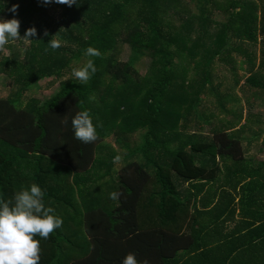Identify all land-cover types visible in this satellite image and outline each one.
Returning <instances> with one entry per match:
<instances>
[{"label":"trees","instance_id":"trees-1","mask_svg":"<svg viewBox=\"0 0 264 264\" xmlns=\"http://www.w3.org/2000/svg\"><path fill=\"white\" fill-rule=\"evenodd\" d=\"M3 1L0 0V15L7 14L12 7ZM191 2L196 3L194 12L184 0H77L71 7L55 2L45 4L43 0H21L17 13H12L11 17L20 21L21 37L30 27L36 28L37 35L28 42L17 40V49L10 40L5 46L16 58L7 56L0 61V75L8 76L11 85V93L0 98V200H11L22 188L35 183L45 193V206L54 208L52 214L62 218V227L48 239L35 237L40 242L39 264H121L127 251L133 252L140 245L132 239L138 210L143 212L139 217L140 229L152 227V212L156 218L166 217L168 202L178 206L175 209L184 221V200L198 196L196 191L186 197L179 190V185L185 183L194 188H211L219 182L220 192L211 194L208 188L203 199L235 200L221 184L228 186L226 181L233 178L226 175L232 171L240 174L236 175L234 189L240 187L241 213L257 220L264 218L260 208L250 212L244 206L264 198V158L246 157L242 126L246 122L236 128L234 115L213 124L210 120L214 114H210L201 120L211 124V139L197 140L195 134L187 135L184 130L194 116L198 120L203 92H214L209 95L215 97L221 110L233 113L225 107L233 96L219 94L221 83L214 85L213 78L217 61H223L237 75L233 52L241 54L248 63L246 85L264 91V0ZM52 11L58 12L59 18ZM216 12L223 16L219 22L212 17ZM61 28L64 29L59 31ZM86 29L92 33L88 35L91 31ZM45 30L48 36H44ZM54 35L61 42L56 50L48 44ZM258 43L259 62L251 51ZM121 45L129 47L126 60L118 57ZM90 46L100 50L102 57L86 56ZM143 56L148 57L149 63L141 75L135 62ZM82 59L85 61L80 67L93 59L98 69L86 84L72 75L74 64ZM192 62L202 65V70L195 67L200 76L188 77L187 67ZM46 79L51 80L50 85L59 82L60 90L44 101L24 97L32 85ZM78 111L90 113L98 136L96 142L84 144L75 139L71 119ZM135 130L141 131V162L123 166L115 191L123 193L116 200L120 205L109 215L104 211L99 215L100 204L110 194L87 190L76 199L70 177L89 168L98 171L104 164L106 169L111 168L117 152L101 148L104 138L112 136L124 146ZM23 155L28 160L30 179L19 177L27 166L22 164ZM148 168L153 171L147 172ZM104 176L107 175H98L100 180ZM197 182L200 184L196 185ZM93 222L100 224L98 232L103 234L99 247L115 249L116 255L82 258L78 253L82 252L81 247H91L81 242L82 227ZM71 225L78 228L75 235ZM177 228L179 233L184 226L177 224ZM262 228L264 224L249 229L248 236ZM153 232L161 234L155 228ZM111 233L116 238L122 234L128 240L106 246L104 239ZM175 242L176 239L165 246L173 249ZM176 245L179 248L178 242ZM205 250L195 251L193 262L184 264H222L216 259L200 263L206 256ZM239 258L242 257L235 255L233 263L241 264ZM136 259L156 263L147 256Z\"/></svg>","mask_w":264,"mask_h":264},{"label":"crops","instance_id":"crops-1","mask_svg":"<svg viewBox=\"0 0 264 264\" xmlns=\"http://www.w3.org/2000/svg\"><path fill=\"white\" fill-rule=\"evenodd\" d=\"M260 40L261 39H259V41ZM246 47L249 48V45H246ZM251 51L255 54L257 61L259 62L261 57L260 44L259 56H257L255 47ZM232 58H234L233 55ZM243 60L245 61V57H243ZM218 117L221 120H225L224 117H222L221 115L217 116V119ZM236 121V128H238L241 124L245 123L244 120L241 122L239 120ZM191 123L197 124L199 131L191 130ZM205 124H207V122L203 120H197L196 123H194L192 120L190 121V124H186L187 127L184 129L185 133L187 135L195 134L194 138L197 140L211 139L212 135L209 136V132L207 133L203 129L205 127ZM201 129L202 132L200 131ZM227 131L229 130L227 129ZM140 133L139 136L129 137L126 140V145L124 146L119 145L112 136L104 138V145H102L101 148H104L107 152L110 153L112 151H116L117 155H119L121 159L118 162H115L114 157L113 165H111V168H109L108 166V168L106 169L107 164H104L103 166H100V168H97L98 171L89 168L87 171H85V173L72 174V176L70 177V187L71 189L73 188L76 191V199H79L80 192L83 194L87 190L97 189V192L100 191L105 192L107 194L116 191V182L118 179L117 176L123 166L132 161L141 162L142 152L139 145L142 138ZM245 142H247L244 143V145H247L245 146L247 148V151H245V155L247 158H254L255 160H262L264 158L255 157V153L250 155V148H248L250 142L249 140H245ZM172 144L173 143L171 142V145ZM21 158L23 166L25 164L27 165L28 160L24 157V155ZM27 168L28 165L26 166V168H23L22 172L19 173V177L23 176L27 179L31 178V171H27ZM109 169L112 170L108 172ZM146 171L151 173L153 170L152 168H148L146 169ZM102 174L107 175L104 176V180H100L98 177V175ZM223 175L224 171L222 172L221 176ZM236 175H240L238 171L229 172L226 176L232 177L233 180L226 181L228 186L224 185L223 182L221 183L223 185V189L227 190L228 192H232L233 197L236 198L235 200L230 199L229 201L217 200V197H213L210 201L207 199H203L205 193L211 185H205L204 188H200L199 186L194 188L189 183L180 184L179 190L183 194H185L186 197H188L191 193H195L196 191H198V196L195 200H184L183 202L185 204V206H182L184 207L183 209L185 211L184 216H187L186 219L184 218V221H182L180 218V212L175 209L178 206H176L173 202H168L166 205L167 207H169V211L166 212V217L156 218L155 213L152 212V227L145 226L140 229L141 226L139 217L141 216V214H143V212L138 210V212L135 213L136 226L132 225L135 227L132 233V239L135 244L139 243L140 245L139 247H135V249L132 250L133 252L127 250L124 251L133 253L135 254L136 258L142 260L144 256L150 257L151 260H154V262H156L153 264H184L187 262L192 263L193 260H191V258L196 256L195 251L204 249H206V256H203V260H201L200 263H206L209 259H216L217 262H220L222 264H234L233 258L235 257V255H237L239 257H242L239 258L241 264H264V228H262L260 231L250 232L248 236V230L255 229L261 224H264V218L257 220L253 217L245 215L244 213H241V195L239 193L240 187L234 189V185L237 180ZM76 176L79 177L77 178ZM198 184L200 183L197 182L196 185ZM28 188H30V185L27 186V189ZM102 189L103 191H101ZM109 189L110 193H108ZM220 190V184L219 182H217L215 185H213V187L210 188V193L213 194V192L216 191L220 192ZM119 205L120 204L116 200L110 199V197L105 196L102 203L100 204L99 209L97 210V214L101 215V213L104 211L106 215H109V211L115 209L116 207H119ZM244 206L245 209L250 212H252V210L260 208L264 217V198L263 201L258 202L251 200L248 203L246 202ZM82 207L84 206L82 205ZM232 209H235V211H230ZM121 213L122 215H124L125 212L122 211ZM250 223L255 224L249 226ZM177 224H182L184 226L183 229H180L179 233L176 232L178 229ZM71 226L73 228L71 233L75 235V232L78 231V228L75 229V225ZM99 227L100 224H98L97 222H93L87 226L82 227V230L84 231V237L82 238L81 242L91 245V247L86 246V248L84 249L80 246L82 252L78 253L83 255L82 258H86L88 256H96L100 254L109 255L110 253L112 255H116L117 250L115 249H101V247H99L98 242L103 235L98 232ZM153 228L161 232V234L156 235L153 232ZM175 239L176 242L175 246H173V249L165 246L169 241L173 242ZM125 240H128V238H125L124 235L121 234L119 238H116L113 237L111 233L107 235L104 239V242H107L104 245L108 246L110 244L111 246L114 244L115 241ZM177 242L179 248H177ZM163 258H166L164 259V263H160ZM178 258H180V260ZM176 260H179V263H177Z\"/></svg>","mask_w":264,"mask_h":264},{"label":"clouds","instance_id":"clouds-1","mask_svg":"<svg viewBox=\"0 0 264 264\" xmlns=\"http://www.w3.org/2000/svg\"><path fill=\"white\" fill-rule=\"evenodd\" d=\"M58 3L71 7L77 0H43V3ZM18 4H14L8 11L17 13ZM20 21L16 18L9 20L0 19V51L5 49V45L10 40L23 39L28 42L37 35L35 27L26 30L23 37L20 36ZM64 28H61V31ZM47 30L44 36H48ZM57 35V34H56ZM56 35L48 42L51 49L56 50L61 47V42L56 39ZM47 51V49H45ZM88 57H102L100 50L88 47L85 51ZM93 59L80 68L72 69V75L81 84H86L97 72ZM66 124L67 120H62ZM71 126L74 137L84 144L97 141L96 128L93 125L88 111H78L71 119ZM121 159L119 155L114 158L115 162ZM44 191L35 183L30 188H22L15 193L14 198L8 201L0 200V264H39L40 262V242L35 239L40 236L48 239L50 234L63 225L62 218L53 215L54 208L46 207L44 203ZM123 193L112 192L110 199L118 200ZM121 264H148L145 260L138 262L135 254L128 253Z\"/></svg>","mask_w":264,"mask_h":264},{"label":"rangeland","instance_id":"rangeland-1","mask_svg":"<svg viewBox=\"0 0 264 264\" xmlns=\"http://www.w3.org/2000/svg\"><path fill=\"white\" fill-rule=\"evenodd\" d=\"M4 3H9L10 5L18 4L20 6L21 0H4ZM186 2V3H185ZM184 4L189 7L191 11H195V5L196 3H192L191 0H184ZM54 16L56 18H59V13L56 11H52ZM12 12L7 11L6 13H3L0 15V19L3 20H9L12 19L11 17ZM213 20L216 22H219L222 20L223 16L221 13L216 12L212 13ZM84 27H88L87 25H84ZM87 31H91L89 29H86ZM87 33V32H86ZM90 33H87L90 35ZM16 49L19 47L17 40L13 41L12 44ZM255 50L257 53V56H259V45L255 46ZM22 52V51H20ZM20 52L18 54H20ZM13 51L7 49L5 46V49L0 51V61H2L5 57L9 56L11 57L13 55ZM233 57L236 61V64L238 65L237 68V75H234L232 71L228 70L226 64H224L223 61L216 62V65L213 70V78H214V85L216 83H221V88L218 90L219 94L220 92L223 95H232V100H228L225 103V107L232 111L233 113H225L221 108L216 104L215 97L209 95V93L214 92H203L201 95V99L203 100V103L199 105L198 111L201 110L202 112H198V121H201V117L210 116V114H214L213 119H209L211 123H215L221 119H217V116H222L224 119L229 120L230 118H233L234 115H236L235 120L245 121L246 123L242 126L244 127L243 130V140H249L250 144V155L255 153V157H264V91H256L252 87H249L246 85V77L248 76V63L243 60V57L241 54L233 52ZM129 56V47L127 45H121L120 46V53L119 58L121 60H126V58ZM16 57H11V59ZM196 60H199L196 58ZM195 60V61H196ZM85 59H82L78 63H75V67L79 68ZM149 59L148 57L141 58L138 62H135V67L138 69L141 75H144L147 67H148ZM199 69H203L201 64H196L195 62H192L187 67L188 77L194 78L197 74V71L195 70V67H198ZM184 69V67H182ZM201 72V71H199ZM200 76V75H199ZM198 76L195 78L197 79ZM238 80V83L236 82ZM50 79H46L44 81H41L35 85H32L27 93H25V98H34L38 99L40 101H44L49 99L52 95H54L56 92H58L61 88V85L59 82H56L55 84L50 85L49 82ZM10 79L5 74L0 75V98H6L8 93L10 92ZM243 113V114H242ZM229 114V115H227ZM242 114V115H241ZM240 116H242V119L240 120ZM239 117V118H238ZM245 118V119H244ZM193 122L196 123V118L194 116ZM190 124V122H188ZM202 123V122H198ZM191 123V130H198L197 124ZM203 125V124H202ZM204 131L207 133L211 129V124H205V127L203 128ZM202 132V129L200 130ZM140 130H135L133 133L130 134L129 137H135L139 136ZM238 134H241V131H238ZM208 135H212L210 132ZM251 140V141H250ZM247 143V142H245ZM247 146V145H245ZM174 181L177 182V178L173 177Z\"/></svg>","mask_w":264,"mask_h":264}]
</instances>
